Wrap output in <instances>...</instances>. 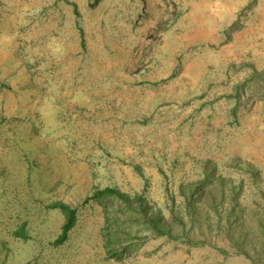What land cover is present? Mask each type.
<instances>
[{
	"label": "rangeland",
	"instance_id": "rangeland-1",
	"mask_svg": "<svg viewBox=\"0 0 264 264\" xmlns=\"http://www.w3.org/2000/svg\"><path fill=\"white\" fill-rule=\"evenodd\" d=\"M142 206L188 235H155ZM251 214L264 0H0V264H253Z\"/></svg>",
	"mask_w": 264,
	"mask_h": 264
},
{
	"label": "trees",
	"instance_id": "trees-1",
	"mask_svg": "<svg viewBox=\"0 0 264 264\" xmlns=\"http://www.w3.org/2000/svg\"><path fill=\"white\" fill-rule=\"evenodd\" d=\"M225 183H226L225 178L220 179V182L218 183V187L217 188L215 187V189L212 188L208 191L209 196H208V199L206 201L209 202V200H210L217 207L218 198L221 197V200H223V198H224L225 190H226ZM191 194L193 196L192 202H193V206H194V203L196 202L195 196H197L200 199V198H202L203 194L199 193L197 191V189H193ZM110 195H116L119 199H121L123 201H126L129 198V196L124 194L123 192H121L117 189H112V188H107L105 190L98 191V193L95 196H96V198L102 200V202H104V203L106 202V204H107L110 201L109 200ZM236 205H237L236 203H233L231 205V211L228 214L229 216H231V213L233 211H236ZM55 206H60L61 209L66 214V223L63 227V232L58 237V239L56 240V244H59L67 238L69 231L75 226V224H76V210L72 209L68 205H65L62 203L56 204ZM135 207L136 206L134 205L131 208H135ZM190 208H191V206H190ZM137 209H138V207L135 208V210H137ZM193 211H194V207L191 208V213L189 212V214L191 215ZM199 213H200V211H199ZM139 214H141V218H142L143 222H145L146 227L148 229H151L155 235H158V236L170 235L171 236V230L173 229L174 226H176L175 223L177 224V222L182 224V227L184 228V229H182V233H180V231H179V234L181 236L182 235L183 236L188 235L187 231L185 230L186 225H185L184 219L180 216L175 217L173 220H171L172 223H168L167 221L162 220L163 217L161 215L160 210L158 211V213H155V214L149 213L148 207H144V206L141 207ZM194 214H197V210L194 211ZM256 216H257V214H255V215L251 214L250 224L251 223L254 224V222H255V224L257 226L264 228V217L260 216L258 219H256L255 218ZM194 217L195 216H193V218ZM196 220H197V217L195 219H192V222L195 223ZM241 246H243V245H241ZM241 250H243V249H241ZM251 258L253 260V264H264V255H261V254L256 255V256L254 255V256H251Z\"/></svg>",
	"mask_w": 264,
	"mask_h": 264
}]
</instances>
